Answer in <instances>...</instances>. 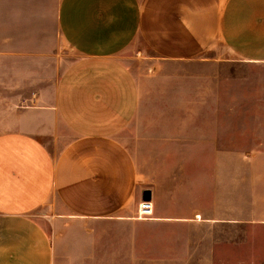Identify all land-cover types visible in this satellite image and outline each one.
Returning <instances> with one entry per match:
<instances>
[{
    "label": "crops",
    "instance_id": "obj_1",
    "mask_svg": "<svg viewBox=\"0 0 264 264\" xmlns=\"http://www.w3.org/2000/svg\"><path fill=\"white\" fill-rule=\"evenodd\" d=\"M0 264H264V0H0Z\"/></svg>",
    "mask_w": 264,
    "mask_h": 264
},
{
    "label": "rangeland",
    "instance_id": "obj_2",
    "mask_svg": "<svg viewBox=\"0 0 264 264\" xmlns=\"http://www.w3.org/2000/svg\"><path fill=\"white\" fill-rule=\"evenodd\" d=\"M130 54L128 53V55L126 54L125 56H129ZM135 57L137 58V59H133V60H136V62L135 61H130L131 63H130V65L134 68V69H140V67H139V65H138V63L137 62H140V59H142V56H138L137 57V55H135ZM68 58L69 59H73L74 58V56L72 55V56H68ZM34 217L35 218H37L39 221H41V223L44 225V226H46V227H48V222H47V220L45 219L46 217V215H45V213H44V211L43 210H38V211H36V212H34Z\"/></svg>",
    "mask_w": 264,
    "mask_h": 264
},
{
    "label": "built area",
    "instance_id": "obj_3",
    "mask_svg": "<svg viewBox=\"0 0 264 264\" xmlns=\"http://www.w3.org/2000/svg\"><path fill=\"white\" fill-rule=\"evenodd\" d=\"M152 215V205L149 201H142L138 205L137 219H148Z\"/></svg>",
    "mask_w": 264,
    "mask_h": 264
}]
</instances>
